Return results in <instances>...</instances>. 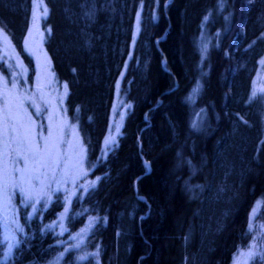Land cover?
Listing matches in <instances>:
<instances>
[{
    "label": "trees",
    "instance_id": "trees-1",
    "mask_svg": "<svg viewBox=\"0 0 264 264\" xmlns=\"http://www.w3.org/2000/svg\"><path fill=\"white\" fill-rule=\"evenodd\" d=\"M31 1L0 0V31L28 65ZM42 1L86 173L37 202L12 172L0 264H232L254 240L250 264H264L250 219L256 200L264 216V101L249 99L264 0ZM124 67L128 112L103 148ZM0 73L11 75L1 57Z\"/></svg>",
    "mask_w": 264,
    "mask_h": 264
},
{
    "label": "rangeland",
    "instance_id": "rangeland-1",
    "mask_svg": "<svg viewBox=\"0 0 264 264\" xmlns=\"http://www.w3.org/2000/svg\"><path fill=\"white\" fill-rule=\"evenodd\" d=\"M42 2L31 1L28 26L22 38V50L30 65L23 62L9 38L0 31V57L11 70L9 77L0 73V208L6 216V204L11 200L7 191L14 185L12 172L15 188L23 197L37 202L46 191L50 199L57 191L73 187L86 173L85 150L66 107L67 85L55 77L44 48L42 23L47 12ZM259 36L264 41V31ZM31 66L33 73L29 77ZM125 68L115 83L103 148L119 136L128 112V105L119 106L122 102L118 98ZM253 94L264 101V51L251 80L250 100ZM262 210L261 201L256 200L250 219L260 218V226L256 224L258 236L260 229L264 230ZM255 244L254 240L248 248L239 249L232 264H250L257 252Z\"/></svg>",
    "mask_w": 264,
    "mask_h": 264
},
{
    "label": "snow or ice",
    "instance_id": "snow-or-ice-1",
    "mask_svg": "<svg viewBox=\"0 0 264 264\" xmlns=\"http://www.w3.org/2000/svg\"><path fill=\"white\" fill-rule=\"evenodd\" d=\"M85 15L87 16V15H90V13H85ZM255 98V94H253V99ZM7 132V125H6V127H5V133ZM5 172H6V170H5ZM6 187V186H5Z\"/></svg>",
    "mask_w": 264,
    "mask_h": 264
}]
</instances>
